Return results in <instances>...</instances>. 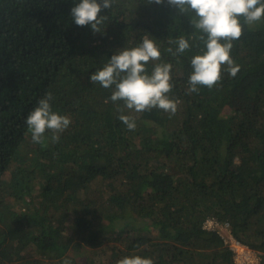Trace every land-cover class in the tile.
<instances>
[{
    "label": "trees",
    "instance_id": "obj_1",
    "mask_svg": "<svg viewBox=\"0 0 264 264\" xmlns=\"http://www.w3.org/2000/svg\"><path fill=\"white\" fill-rule=\"evenodd\" d=\"M79 0H0V264H236L223 232L264 264V22L244 27L211 90L188 94L206 50L181 14L116 0L102 33L77 26ZM243 23V20L241 19ZM148 34L171 63L175 115L152 109L127 130L112 89L90 77ZM184 36L190 49H166ZM154 62L147 69L151 73ZM70 117L58 143L34 144L25 123L46 93ZM107 101V102H106ZM214 221L208 228L206 223Z\"/></svg>",
    "mask_w": 264,
    "mask_h": 264
},
{
    "label": "clouds",
    "instance_id": "obj_2",
    "mask_svg": "<svg viewBox=\"0 0 264 264\" xmlns=\"http://www.w3.org/2000/svg\"><path fill=\"white\" fill-rule=\"evenodd\" d=\"M115 3L116 0H79L71 9V18L77 26L90 25L94 33H102L109 17L101 12L112 10ZM147 3L164 4L165 0H147ZM167 4L181 14L194 13L191 24L200 33L198 39L206 49L202 55L191 59L188 94L197 93L200 86L211 90L221 81L222 72L235 77L240 69L231 57L233 42L242 37L245 26L253 28L264 22V0H167ZM168 43L174 44L175 49L169 47L166 51L176 57L191 47L184 36ZM159 61L161 50L156 40L145 34L138 46L118 51L90 77L92 83L112 89L110 100L116 105L118 119L129 131H134L137 125L134 116L125 114V110L142 113L159 109L170 116L177 111L179 101L169 95L174 88L173 65ZM149 62H154L150 74ZM53 99L51 92L46 93L25 120L34 144H43L46 132L50 133L52 143H58L72 123L69 116L53 111ZM63 264H71V261L65 259ZM117 264L154 262L133 255L120 259Z\"/></svg>",
    "mask_w": 264,
    "mask_h": 264
},
{
    "label": "built area",
    "instance_id": "obj_3",
    "mask_svg": "<svg viewBox=\"0 0 264 264\" xmlns=\"http://www.w3.org/2000/svg\"><path fill=\"white\" fill-rule=\"evenodd\" d=\"M210 223L213 224V226L215 225L214 221H210ZM228 237L229 239L226 242L234 253V261L236 264H260L254 257L252 249L239 242L231 235Z\"/></svg>",
    "mask_w": 264,
    "mask_h": 264
},
{
    "label": "rangeland",
    "instance_id": "obj_4",
    "mask_svg": "<svg viewBox=\"0 0 264 264\" xmlns=\"http://www.w3.org/2000/svg\"><path fill=\"white\" fill-rule=\"evenodd\" d=\"M206 226H207L208 228H212V227H213V224H211L210 221H208V222L206 223ZM220 231L223 233V235L225 236V239H226V241H227V240L229 239V237L227 236V232H228V230H227V229L225 230L226 233L223 232V229L220 230ZM253 255H254V257L257 259V261L261 264V258H260V256H259V254H258L256 251L253 250Z\"/></svg>",
    "mask_w": 264,
    "mask_h": 264
}]
</instances>
